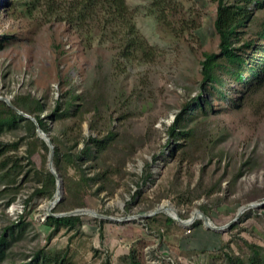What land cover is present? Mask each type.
I'll list each match as a JSON object with an SVG mask.
<instances>
[{
	"label": "rangeland",
	"instance_id": "374dc122",
	"mask_svg": "<svg viewBox=\"0 0 264 264\" xmlns=\"http://www.w3.org/2000/svg\"><path fill=\"white\" fill-rule=\"evenodd\" d=\"M166 1L156 19L152 0H125L129 13L115 21L100 9L79 20L72 0H0V100H40L48 131L35 127V136L46 146L43 138L56 137L73 155L89 137L114 134L100 160L80 155L68 167L74 180L99 177L53 213L63 189L54 204L55 195L35 193L37 173L50 172V148L31 144L21 123L0 132V264H52L55 255L69 264H126L131 251L141 264H227V256L246 257L248 244L264 249V87L247 93L220 73L221 93L229 92L209 96L200 62L218 51L216 3ZM262 19L264 9L256 10L251 29ZM124 22L147 56L123 54L131 37ZM242 30L245 38L253 31ZM72 96L79 112L73 105L68 116L55 115ZM202 99L205 113L196 109ZM59 215L78 222L46 225Z\"/></svg>",
	"mask_w": 264,
	"mask_h": 264
},
{
	"label": "trees",
	"instance_id": "16d2710c",
	"mask_svg": "<svg viewBox=\"0 0 264 264\" xmlns=\"http://www.w3.org/2000/svg\"><path fill=\"white\" fill-rule=\"evenodd\" d=\"M216 3L215 16L213 20V30L218 39L217 52L203 53V59L200 62L201 67V85L204 91L209 96H214L216 93L225 96L229 92V86H226L224 91V82L221 81V74H224L230 83L244 84L247 88L244 92L255 93L264 87V19H262L256 26L251 29V23L255 19V11L264 9V0H213ZM71 14H75L79 20L86 19L92 16V12L96 9L106 15L109 19L115 21H123L126 14L129 13V8L126 6L125 0H72ZM166 0H152V7L157 10L156 19H159L158 11L163 10ZM155 12V13H156ZM126 22H124V25ZM126 31L130 37L126 43L123 54L128 55V51L134 50L147 56L150 48L140 38L135 37V28L132 24H126ZM243 28L253 30L249 37L244 36ZM135 33V34H134ZM0 40V47H1ZM221 73V74H220ZM199 98L195 99L198 100ZM75 100H79L78 96H72L69 100L64 102V107L59 109V105L55 110H61L58 115L66 117L69 114L70 108L74 105V114L78 113L80 105L73 104ZM11 106L0 100V132L3 130L15 129L18 124H24L27 130L31 133L32 141L39 142L44 150L47 146L42 140L35 136V127L43 132H47L48 128L43 117L44 109L40 100L35 97L26 95H14L10 102ZM233 106H237L233 102ZM210 105L206 99L196 102V109L205 113V109H209ZM21 111L35 120L34 124L31 120L23 117L17 113ZM175 126H172L170 132L172 133ZM192 129L180 132V137L184 140L190 138L193 134ZM114 134L108 132L106 134V142L113 138ZM103 139H96L89 137L84 144L83 150H80L79 155H73L65 149L62 143H59L56 137H51L50 141L53 145L52 165L55 172L61 179V186L63 189L64 198L59 201L52 209L53 213L61 212L64 205L68 204L74 197L88 184L89 181L97 179L99 176L85 177L81 174L78 180H74L68 175V167L76 163V159L80 155L86 157L93 156L95 162L100 160L101 154L106 150L107 144ZM1 146V145H0ZM1 149V147H0ZM7 163H1L0 170L5 168ZM97 165H99L97 163ZM105 173V171H104ZM39 182L41 187L35 190L36 194H41L46 199H52L56 190L55 177L49 172H38ZM102 176V175H100ZM78 222L76 216H48L46 218V225L57 230L59 227H72L74 223ZM6 238L0 237V260L4 253ZM249 254L246 257H226L227 264H264V249L257 245L248 244ZM126 264H141L137 256L131 251L126 257ZM45 260V259H44ZM34 263V262H33ZM32 264V263H27ZM52 264H69L63 256L55 255L52 259Z\"/></svg>",
	"mask_w": 264,
	"mask_h": 264
},
{
	"label": "water",
	"instance_id": "95a60500",
	"mask_svg": "<svg viewBox=\"0 0 264 264\" xmlns=\"http://www.w3.org/2000/svg\"><path fill=\"white\" fill-rule=\"evenodd\" d=\"M24 116L27 117V118H29L34 124H36V123H35V120H34L33 118H30V117L27 116V115H24ZM38 131H39V133H42V134H43V132H42L41 130L38 129ZM43 140H44L46 143H48L47 146L50 148V151H51L50 156H49V170H50L51 174L55 177V180H56V190H57L58 187H59V188H60V195H61V189H62V187H61V180H60L59 177L55 174V172H54V170L52 169V166H51V163H52V157H53L52 146H50L51 144L49 143V140H48L47 138H45V139L43 138ZM59 200H60V196H59L55 201H53V204L56 203V202H58ZM59 216H63V215H59Z\"/></svg>",
	"mask_w": 264,
	"mask_h": 264
},
{
	"label": "bare ground",
	"instance_id": "6f19581e",
	"mask_svg": "<svg viewBox=\"0 0 264 264\" xmlns=\"http://www.w3.org/2000/svg\"><path fill=\"white\" fill-rule=\"evenodd\" d=\"M55 195V197H54V200H56L59 196H60V188L58 187V189L56 190V193L54 194ZM163 207L161 206V209H162ZM173 210L170 208L169 209V212L171 213V215L175 218L176 216H175V213L174 212H172ZM197 213V212H196ZM198 214V213H197ZM200 215V214H199ZM177 218H178V216H177ZM179 219V218H178ZM179 221V220H178ZM188 222H190V221H188ZM182 223V222H181ZM186 226V225H185Z\"/></svg>",
	"mask_w": 264,
	"mask_h": 264
}]
</instances>
